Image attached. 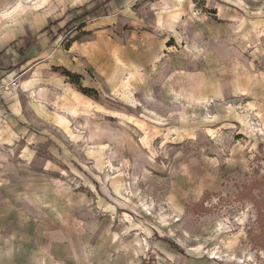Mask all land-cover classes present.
Listing matches in <instances>:
<instances>
[{
    "label": "rangeland",
    "instance_id": "1",
    "mask_svg": "<svg viewBox=\"0 0 264 264\" xmlns=\"http://www.w3.org/2000/svg\"><path fill=\"white\" fill-rule=\"evenodd\" d=\"M34 1L30 5L58 21L74 17L51 25L62 51L71 42L92 41L91 28L83 27L110 13L103 6L109 0H49L48 8H36L45 0ZM149 1L159 0H140L129 9L142 6L143 19L148 11L169 10L167 0L160 8ZM191 6L194 18L218 20L219 6L250 16L247 20L254 21V13L264 18V0H191ZM148 20L133 25L118 13L108 28L119 38L134 30L167 36L154 17ZM177 32L180 41L172 36L167 41L176 50L188 43L186 32ZM244 56L257 74V106L208 101L188 130L113 98L100 99L104 109L96 117L89 114L91 123L70 119L73 133H85L80 137L30 114L25 126L31 141L0 142V264H50L41 242L49 234L66 238L63 230L77 222L87 229L138 227L133 234L148 264H169L149 247L153 241L177 247L182 261L264 264V35L248 44ZM23 75L16 72L18 85ZM11 91L17 94L19 86ZM23 97L37 100L32 92ZM98 128L102 136L94 134ZM26 143L30 154L23 155ZM99 145L108 147L101 157Z\"/></svg>",
    "mask_w": 264,
    "mask_h": 264
},
{
    "label": "crops",
    "instance_id": "2",
    "mask_svg": "<svg viewBox=\"0 0 264 264\" xmlns=\"http://www.w3.org/2000/svg\"><path fill=\"white\" fill-rule=\"evenodd\" d=\"M139 1L104 3L110 13L93 21L92 26L83 27L91 28L92 41H74L62 51L56 49L59 37H53L51 25L57 21L63 26L74 17L58 21L54 13L38 11L30 5L34 0H0V142L31 141L32 134L25 126L32 122L30 114L39 121L56 122L76 137L85 134L73 133L70 119L91 123V113L96 117L104 109L102 98H113L128 108L138 106L136 109L155 113L159 118L167 116L181 130L194 124L200 108L208 101L215 105L228 101L257 106V74L252 72L244 51L264 35L263 17L254 13L251 21L244 13L219 6L218 20L194 18L191 0H167L169 10L157 9L152 15L148 11L149 16L143 19L139 15L142 6L129 9ZM165 2L148 3L160 8ZM37 4L36 8L52 6L49 0ZM10 8L14 9L12 14L8 12ZM115 12L117 16L112 15ZM118 13L133 25L154 17L167 36L159 38L151 31L134 30L126 38H119L108 28L118 19ZM178 29L186 32L188 43L176 50L167 41L171 36L180 41ZM87 69L93 79L86 74ZM20 71L24 75L19 80L18 93L5 91ZM64 71L77 77L78 84L71 82ZM79 88L95 96H86ZM26 92L35 93L37 103L25 101ZM70 111L76 113L75 118L66 115ZM22 121L26 122L24 127L20 126ZM94 134L102 136V130L98 128ZM22 150L23 155L30 154L27 143ZM128 227V231L118 227L98 229L103 226L87 229L77 222L63 230L66 238L54 239L49 234L40 248L45 250L50 264H148L141 240L133 234L140 229ZM149 244L169 264H216L204 259L182 261L184 257L176 249L164 247L160 241Z\"/></svg>",
    "mask_w": 264,
    "mask_h": 264
},
{
    "label": "bare ground",
    "instance_id": "3",
    "mask_svg": "<svg viewBox=\"0 0 264 264\" xmlns=\"http://www.w3.org/2000/svg\"><path fill=\"white\" fill-rule=\"evenodd\" d=\"M35 94V93H34ZM33 94V95H34ZM35 103H37V102H35ZM60 112H62V111H60ZM63 114V113H62ZM66 115L69 117V118H72L73 117V113H72V111H70V112H68V113H66ZM68 118V119H69ZM75 129V128H74ZM73 131H75V132H77L76 130H73ZM79 136H81V135H79ZM87 138V137H86ZM82 140H84V138L82 139ZM89 140H93V137H90L89 138ZM80 143H82L81 141H80ZM85 143V142H84ZM83 143V144H84ZM88 144V143H87ZM100 149H99V153H100V157H101V155L108 149V147H102L101 145H100ZM90 148V147H89ZM97 151V150H96ZM106 155V154H105ZM105 162V161H104ZM107 162H109V161H107ZM106 164H109V163H106ZM98 165H100V166H102L103 165V162H102V160H101V158H99V161H98ZM113 169V168H112ZM125 190V189H124ZM125 192H127V190L125 191ZM125 194V193H124ZM128 195V194H127ZM128 197V196H127ZM171 236H172V234H170ZM217 252V251H216ZM214 258V257H213ZM216 258V257H215Z\"/></svg>",
    "mask_w": 264,
    "mask_h": 264
},
{
    "label": "trees",
    "instance_id": "4",
    "mask_svg": "<svg viewBox=\"0 0 264 264\" xmlns=\"http://www.w3.org/2000/svg\"><path fill=\"white\" fill-rule=\"evenodd\" d=\"M90 14H92V13H90ZM63 74L65 75V76H67V77H69V79H70V81L71 82H73V83H75V84H78V78L77 77H75V76H72L71 74H69L68 72H63ZM81 89V88H80ZM82 92L84 93V94H86V95H90L91 93H92V91H90V90H87V89H82ZM174 249H177V247H175V246H172Z\"/></svg>",
    "mask_w": 264,
    "mask_h": 264
},
{
    "label": "built area",
    "instance_id": "5",
    "mask_svg": "<svg viewBox=\"0 0 264 264\" xmlns=\"http://www.w3.org/2000/svg\"><path fill=\"white\" fill-rule=\"evenodd\" d=\"M18 82L16 79H12V81L10 83H8V85L5 86V91H8L10 89H17L18 88Z\"/></svg>",
    "mask_w": 264,
    "mask_h": 264
}]
</instances>
